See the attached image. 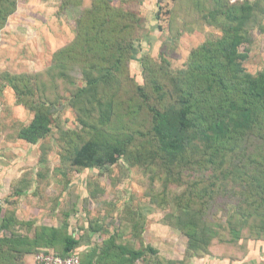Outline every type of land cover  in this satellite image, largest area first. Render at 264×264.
Segmentation results:
<instances>
[{"label": "rangeland", "instance_id": "obj_1", "mask_svg": "<svg viewBox=\"0 0 264 264\" xmlns=\"http://www.w3.org/2000/svg\"><path fill=\"white\" fill-rule=\"evenodd\" d=\"M225 4L250 11L230 30L224 57L206 59L225 39L216 16ZM194 52L203 57L196 67L216 62L205 91L191 93ZM189 93L208 106L225 97L264 111V0H0V174L10 177L0 181V206H59L65 223L96 233V248L123 247L131 264L172 262V247L184 259L199 233L240 255L264 243V118L216 174L203 143L176 165L153 137V112L179 109L181 98L190 107ZM36 114L46 120L32 143L21 134L33 137ZM88 142L120 155L79 167L74 156ZM19 181L29 190L21 197Z\"/></svg>", "mask_w": 264, "mask_h": 264}, {"label": "trees", "instance_id": "obj_2", "mask_svg": "<svg viewBox=\"0 0 264 264\" xmlns=\"http://www.w3.org/2000/svg\"><path fill=\"white\" fill-rule=\"evenodd\" d=\"M220 7L222 9L216 16L222 17L224 34H226V36L225 39L223 38L222 41L215 44L214 49L210 53L209 50H207L209 56L206 59L210 58V54L215 50L219 51L222 56L224 55L223 52H225L227 48L225 47L227 45L226 41L231 39L229 35V32H231L230 30L235 23L242 22L244 16L250 11L249 6L237 5L236 7L234 5L227 6V4H225V8L222 5H220ZM113 18L109 14L106 24L111 25V20H113ZM89 42L88 39L85 41V44ZM202 58L194 52L193 56L189 59V68L192 67L195 71L200 69L199 73L194 71L191 76L188 75L186 77V82H189V86L186 87L188 90L191 89V93H193L192 88L198 84H207L205 77L211 78L207 72L212 71L216 58H211V61L207 60L205 64L196 67L195 63L197 61H202ZM192 64L194 66H192ZM186 82H182L183 85L186 84ZM216 82L223 84V79L218 78ZM254 86L255 84L251 83L248 88L251 89V87L253 88ZM205 87L206 85L203 88L204 91ZM206 89L210 90L211 88L207 86ZM191 93L189 94L192 95ZM193 98L196 102L190 105V107L186 105V101L181 98V107H179V109H174L172 107L164 111H154L152 119L153 137L159 145L160 150L167 155L168 160L176 165L182 164L185 158H190L192 156L191 153L197 149L196 146L203 143L201 157L204 158L207 165H209L213 173L216 174V172L221 169L224 159L227 158V154H233V152H235L244 133H251L256 127H259L260 118H264V111L258 109L256 102L252 100L248 102L245 101L241 105H238L235 101L226 100L225 97H217L218 99L215 101L217 104L214 105L212 103V106H208V102L202 99V97L193 96ZM193 109L196 110L195 113ZM43 119L46 120L43 114H36L32 121V127L27 131L33 134V137L27 139V136L21 134L22 138L35 143L38 139L43 137L44 132L41 133L43 130ZM37 124H39L42 130ZM76 152L74 163L84 169L107 164L113 165L120 155V150L116 147L108 146L100 148L99 150L97 146L91 142L86 143ZM221 175L226 178L231 176L225 175L223 172H221ZM3 209L4 208L0 206V218H3L5 221V218H9V214L5 215ZM66 213L65 211V222L67 218ZM259 227L258 234L261 240H264V225H260ZM13 234L14 237L12 239H0V264H24L23 258L26 255H35L39 253V248L42 246L55 248L58 244L63 248L61 253H58L60 256L80 255L73 251L78 241L63 230L45 227L43 232L36 233L34 238L16 233ZM190 237L191 240L185 258L182 261H172L166 264H187L189 258L210 254V252H212L211 249L220 247V245L217 246L220 242H215L214 239L211 240L206 238L203 233H199L196 236L191 235ZM252 238H257V236ZM104 246V248L101 247L100 249L95 247L90 254L85 256V259L79 257L81 264H108L110 262H113V264H131L133 262L134 258H131V253L127 252L125 248L122 247L120 250L119 248L118 250L115 248V251H112V246L106 245V242ZM3 248H6V250H3ZM138 255H140V252L137 253L136 258L139 257Z\"/></svg>", "mask_w": 264, "mask_h": 264}, {"label": "crops", "instance_id": "obj_3", "mask_svg": "<svg viewBox=\"0 0 264 264\" xmlns=\"http://www.w3.org/2000/svg\"><path fill=\"white\" fill-rule=\"evenodd\" d=\"M1 175L2 174H0V181L2 179ZM9 178L10 177L8 175H5L2 180H10ZM20 182L22 181L17 182V184L20 186L15 192L17 197H21L24 194H27V192L29 191H27V187L25 185H21ZM23 207L24 208H22V212L19 211L16 206L6 205L5 207H3L5 215L9 214V218H5V221L3 220V218H0V239H12L14 237L13 233L20 234L29 238H34L36 233H42L45 227L63 230L68 233V235H70L73 239L78 241V244L75 246V249L73 251L79 253L80 255L77 256L81 259H85V256L90 254V252L94 250V248L96 247L94 243H99L101 241L99 240V238L96 240V242L94 241L96 239V233L94 231H84L83 228H80L81 222L76 225L75 223L69 225V222H67L68 224H66L64 219V213L66 210L63 208L62 210H60L59 206L56 209V212L55 210L53 212L47 210L46 212L42 208L31 209L27 206ZM31 210L34 214L31 213ZM55 213L56 216H54ZM60 214L63 215V218L62 216H60ZM76 226L78 227L76 228ZM218 245H220V247L211 249L212 252H210V254H206L201 257L189 258L187 264H264V243L262 242L257 243L254 246H250L249 244L247 250L242 255L235 253L234 249L231 248V251H228L226 248L227 245L225 244H217V246ZM170 249L173 250V252H170L169 260L171 259V261H175L183 259V255H178L174 253L177 252L176 249L174 250V247ZM3 250H6V248H3ZM62 250L63 248L59 244L55 248H49L44 246L39 248L40 252L44 251L56 254L61 253ZM23 263L37 264L33 254L26 255L23 258ZM108 264H113V262H110Z\"/></svg>", "mask_w": 264, "mask_h": 264}, {"label": "built area", "instance_id": "obj_4", "mask_svg": "<svg viewBox=\"0 0 264 264\" xmlns=\"http://www.w3.org/2000/svg\"><path fill=\"white\" fill-rule=\"evenodd\" d=\"M37 264H81L77 255L60 256L51 252H39L34 255Z\"/></svg>", "mask_w": 264, "mask_h": 264}]
</instances>
